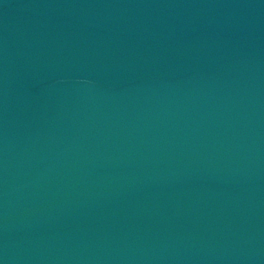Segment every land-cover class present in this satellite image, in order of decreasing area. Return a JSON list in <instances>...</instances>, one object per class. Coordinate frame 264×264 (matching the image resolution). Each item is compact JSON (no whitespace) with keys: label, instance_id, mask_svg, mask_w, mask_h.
<instances>
[{"label":"water","instance_id":"obj_1","mask_svg":"<svg viewBox=\"0 0 264 264\" xmlns=\"http://www.w3.org/2000/svg\"><path fill=\"white\" fill-rule=\"evenodd\" d=\"M0 264H264V0H0Z\"/></svg>","mask_w":264,"mask_h":264}]
</instances>
